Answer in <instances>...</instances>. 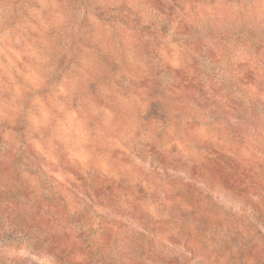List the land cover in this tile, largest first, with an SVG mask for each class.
<instances>
[{
  "label": "rangeland",
  "instance_id": "374dc122",
  "mask_svg": "<svg viewBox=\"0 0 264 264\" xmlns=\"http://www.w3.org/2000/svg\"><path fill=\"white\" fill-rule=\"evenodd\" d=\"M261 43L264 0H0V264H167L212 242L173 203L264 210ZM57 199L127 238L81 247Z\"/></svg>",
  "mask_w": 264,
  "mask_h": 264
},
{
  "label": "trees",
  "instance_id": "16d2710c",
  "mask_svg": "<svg viewBox=\"0 0 264 264\" xmlns=\"http://www.w3.org/2000/svg\"><path fill=\"white\" fill-rule=\"evenodd\" d=\"M227 6L233 5L240 7V5L247 6L250 0H216ZM225 34L227 33L226 30ZM235 34V33H233ZM237 40H240L239 34H236ZM261 49L263 51V63L261 64L262 72H264V43H261ZM9 180L6 179L5 184ZM16 187V186H15ZM18 191L21 192V188L17 186ZM178 203V202H177ZM191 209L186 210L184 207ZM183 208V209H182ZM1 213H4L3 208L0 206ZM56 219L58 222V228L64 225L79 224L82 228H93L95 230L92 235L82 236L79 234L77 239L81 247H85L92 251V248L100 250L103 246L111 244L113 248L118 246V242L124 241L127 237H115L108 232L107 229H103L108 223L106 221L99 223H91L88 219L86 211L81 217L77 213L83 211L72 212L68 210V206L63 204L62 200H55ZM252 218L245 217L243 220H234L231 217L217 218L214 216L202 214L198 209L192 205L176 204L173 203L170 207L169 213L173 220H177L181 224L190 228L193 227L196 233L208 234L212 240L211 243L203 242L199 240L197 234L192 235L189 232H178L175 234H167L165 240L169 244L176 246L180 245L184 240L185 244L183 248L189 255L182 254L181 260L168 259L167 264H264V210L260 203L255 204ZM79 218V220H77ZM89 221V222H88ZM82 222H84L82 224ZM160 226V225H159ZM145 231L152 233L156 231L158 225L153 227L146 226ZM166 234V232H164ZM59 238L61 235L59 234ZM121 239H123L121 241ZM61 241V245L64 244V240ZM71 245V244H69ZM76 246V245H74ZM89 251V252H90ZM99 251V253H100ZM70 256V257H69ZM166 257V256H163ZM75 258L73 254L68 255V260ZM109 264H114L110 262Z\"/></svg>",
  "mask_w": 264,
  "mask_h": 264
}]
</instances>
